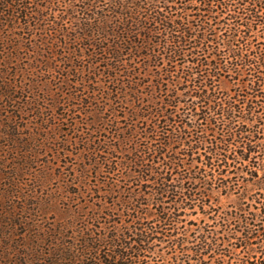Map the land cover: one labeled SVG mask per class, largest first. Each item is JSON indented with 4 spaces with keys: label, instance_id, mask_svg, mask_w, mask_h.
Listing matches in <instances>:
<instances>
[{
    "label": "clouds",
    "instance_id": "9594fccd",
    "mask_svg": "<svg viewBox=\"0 0 264 264\" xmlns=\"http://www.w3.org/2000/svg\"><path fill=\"white\" fill-rule=\"evenodd\" d=\"M8 7L0 264H264V0Z\"/></svg>",
    "mask_w": 264,
    "mask_h": 264
},
{
    "label": "rangeland",
    "instance_id": "374dc122",
    "mask_svg": "<svg viewBox=\"0 0 264 264\" xmlns=\"http://www.w3.org/2000/svg\"><path fill=\"white\" fill-rule=\"evenodd\" d=\"M6 3L8 5H12V7L15 8V4H18L19 1L0 0V24L5 23L6 18L13 14L12 8H9ZM16 12L17 15L22 19L23 13L19 12L18 9H16ZM0 91H4V90H0ZM4 94L7 95L8 93L5 91ZM84 103L87 104V101H85ZM62 111L63 110L60 109L57 115H61ZM5 128L7 129V131L4 134L14 138L16 135L15 129L7 125L6 122H5ZM63 131L67 132L68 131L67 127H65ZM13 194H14V185L12 182V173L4 171L3 161H0V241H2V246L4 249H6L9 246V240L4 239V237L10 238L11 236L14 235L16 237L23 238L26 231L29 234L28 235L29 243L33 242L32 226L31 224L24 223L26 217H22L20 215V212L22 210V205L15 202L13 203L8 202V198ZM28 208L29 210H31L32 208L31 202H29ZM54 239H55V233H51L49 238L45 241L46 247L47 245H50ZM22 244H24V240L17 239L13 242L12 247L13 249H16L18 245H22ZM53 254H54L53 258L57 256L56 252H53ZM24 255L25 253L20 252L19 255L16 257L15 262H17V264H25V261L22 259Z\"/></svg>",
    "mask_w": 264,
    "mask_h": 264
},
{
    "label": "trees",
    "instance_id": "16d2710c",
    "mask_svg": "<svg viewBox=\"0 0 264 264\" xmlns=\"http://www.w3.org/2000/svg\"><path fill=\"white\" fill-rule=\"evenodd\" d=\"M19 1V0H18ZM7 4V3H6ZM5 4V5H6ZM8 5V4H7ZM9 6V5H8ZM54 255V254H53ZM55 258H56V256L54 257V258H52V260H49V261H46L45 262V264H55ZM15 264H17V262H15Z\"/></svg>",
    "mask_w": 264,
    "mask_h": 264
}]
</instances>
